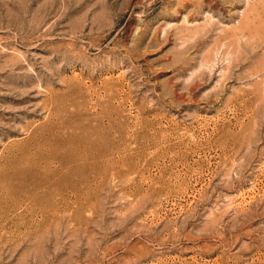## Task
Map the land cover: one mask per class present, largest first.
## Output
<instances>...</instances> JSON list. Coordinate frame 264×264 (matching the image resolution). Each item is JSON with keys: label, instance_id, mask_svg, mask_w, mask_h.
<instances>
[{"label": "rangeland", "instance_id": "374dc122", "mask_svg": "<svg viewBox=\"0 0 264 264\" xmlns=\"http://www.w3.org/2000/svg\"><path fill=\"white\" fill-rule=\"evenodd\" d=\"M0 264H264V0H0Z\"/></svg>", "mask_w": 264, "mask_h": 264}]
</instances>
